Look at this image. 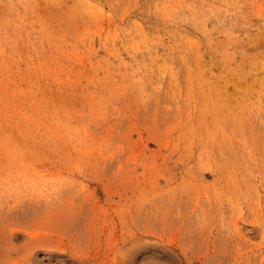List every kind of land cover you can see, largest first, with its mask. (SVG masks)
Masks as SVG:
<instances>
[{
	"label": "rangeland",
	"instance_id": "obj_1",
	"mask_svg": "<svg viewBox=\"0 0 264 264\" xmlns=\"http://www.w3.org/2000/svg\"><path fill=\"white\" fill-rule=\"evenodd\" d=\"M30 263L264 264V0H0V264Z\"/></svg>",
	"mask_w": 264,
	"mask_h": 264
},
{
	"label": "bare ground",
	"instance_id": "obj_2",
	"mask_svg": "<svg viewBox=\"0 0 264 264\" xmlns=\"http://www.w3.org/2000/svg\"><path fill=\"white\" fill-rule=\"evenodd\" d=\"M127 140V139H126ZM171 166V165H170ZM31 229V228H30ZM28 237V236H27ZM28 241H30L28 238H27ZM59 248V247H58ZM61 250V249H60ZM62 254V252H59ZM61 254H57V255H61ZM74 259H76V257H74ZM79 260V259H78ZM31 264V263H30Z\"/></svg>",
	"mask_w": 264,
	"mask_h": 264
}]
</instances>
